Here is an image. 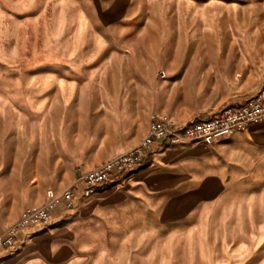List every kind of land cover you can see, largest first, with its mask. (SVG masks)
I'll return each instance as SVG.
<instances>
[{
  "label": "rangeland",
  "instance_id": "1",
  "mask_svg": "<svg viewBox=\"0 0 264 264\" xmlns=\"http://www.w3.org/2000/svg\"><path fill=\"white\" fill-rule=\"evenodd\" d=\"M77 1L0 0V236L46 192L72 185L73 171L54 167L82 151L87 136L103 130L109 145H126L146 124L148 132L151 117L186 123L264 87V0H131L122 23L89 26L76 40L75 18L86 17ZM44 65L76 84L78 97L101 101L103 118L75 121L65 104L31 112L27 87ZM247 181L211 217L158 229L157 264H264V175ZM100 231L81 263L117 264L119 256L128 264L132 250L116 243L130 247L132 238L113 229L104 249Z\"/></svg>",
  "mask_w": 264,
  "mask_h": 264
},
{
  "label": "crops",
  "instance_id": "2",
  "mask_svg": "<svg viewBox=\"0 0 264 264\" xmlns=\"http://www.w3.org/2000/svg\"><path fill=\"white\" fill-rule=\"evenodd\" d=\"M77 2L86 17L75 18L76 40L86 36L89 26L109 29L119 25L132 9L131 0ZM54 56H59V51H54ZM42 70L27 87L28 107L37 117L54 114V107L65 104L75 121H88L90 116L93 121L103 118V109L97 108L102 106L101 101L78 97L77 85L61 81L55 65H44ZM249 98L234 100L230 105H240ZM146 133L147 124L133 142L111 146L106 131L100 130L87 136L84 149L68 162L63 157L57 159L54 168L72 170L73 183L82 173L135 147ZM262 175L264 120L214 145L190 143L153 149L141 168L119 185L81 200L76 212L67 211L61 204L52 212L46 228L21 231L14 249H0V264H82L80 251L89 247L100 228V235L104 233L107 240H101L102 248H110L109 234L116 229V234L128 235L134 241L130 247L116 243L118 249L132 250L131 257L125 258L128 264H157L158 229L162 233L175 232L189 227L196 218L211 217L216 207L226 201L232 187L249 184L247 180ZM120 259L112 258L117 264ZM243 260L248 261L249 256Z\"/></svg>",
  "mask_w": 264,
  "mask_h": 264
},
{
  "label": "built area",
  "instance_id": "3",
  "mask_svg": "<svg viewBox=\"0 0 264 264\" xmlns=\"http://www.w3.org/2000/svg\"><path fill=\"white\" fill-rule=\"evenodd\" d=\"M263 120L264 87L240 105H227L205 118L187 123L151 117L147 134L134 148L82 173L61 193L46 192L41 207L23 211L19 220L0 236V249H14L18 234L25 229L46 228L51 222L52 212L59 205L62 204L67 211L76 212L81 200L119 185L143 166L153 149L161 150L190 143L214 145L219 140L244 132L251 125Z\"/></svg>",
  "mask_w": 264,
  "mask_h": 264
}]
</instances>
